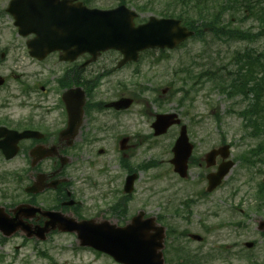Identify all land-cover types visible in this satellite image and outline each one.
Wrapping results in <instances>:
<instances>
[{
  "label": "flooded vegetation",
  "instance_id": "af4514ba",
  "mask_svg": "<svg viewBox=\"0 0 264 264\" xmlns=\"http://www.w3.org/2000/svg\"><path fill=\"white\" fill-rule=\"evenodd\" d=\"M11 1L0 0V130L33 134L20 140L19 152L10 160L0 150V162L9 164L12 172V197L21 190L24 198L20 202L74 218L86 202L85 195L92 204L91 218L128 224L139 212L125 210L123 187L115 190V204L106 205L103 211L96 203L100 183L81 187V176L92 165L89 158L97 143L127 137L126 115L132 110L115 103L128 96L127 69H139L135 62L122 64L124 56L114 50L94 58L84 53L74 60V47L49 50L47 43L59 39L54 36H45L39 51L33 52L31 43L36 36L19 33L7 13ZM80 1L112 9L123 0H23L26 10L47 12L46 18L56 8L74 10V2ZM134 9L142 19L141 6ZM83 96L82 122L74 136V97L78 102ZM152 115L148 110L146 117ZM5 138L0 136V141ZM196 166L206 167L204 157ZM215 169L205 172L200 182L205 191L202 196L189 197V191L177 211L143 213L144 218L166 227V264H264V180L226 182L208 193L207 173ZM34 183L41 190L26 193ZM190 198L203 201L204 211L192 210ZM39 220L44 224L46 218L41 215ZM207 231L215 233L213 248L208 245Z\"/></svg>",
  "mask_w": 264,
  "mask_h": 264
},
{
  "label": "rangeland",
  "instance_id": "374dc122",
  "mask_svg": "<svg viewBox=\"0 0 264 264\" xmlns=\"http://www.w3.org/2000/svg\"><path fill=\"white\" fill-rule=\"evenodd\" d=\"M233 25L247 28L248 22H241L234 18ZM187 44V48L173 51L169 55L164 54L163 61L158 64L152 74L137 76L136 79H139L140 83L143 82L148 87L159 89L157 91L159 96L161 89L166 87L168 83H176L177 89L181 87L179 81H176L173 77L172 69L177 67V64L187 56L190 50L195 57L202 54V59L195 58L196 61L200 62L197 69L199 71L207 68L214 69L227 64L236 49H243L247 46V43L244 42L217 46L211 41L200 43L194 40H190ZM253 46L258 50H263L264 38L253 43ZM155 56L161 58L160 52H157ZM148 95L150 94H146V97L150 99ZM182 97L181 91L177 90L169 98L167 95L157 103H153L152 110L159 112L174 110L179 112L189 127L190 137L197 143L199 142L198 151H201L199 154L204 149L209 150L212 145L217 144L221 139L220 137L239 139L240 132H244L242 119L237 115V112H229L232 108L238 110L237 99L227 98L223 93L211 88L209 84L202 87L197 93H193L192 98L184 104H181ZM143 98H145V95H143ZM141 107V105H136L133 111L135 112L136 109ZM217 115L221 117V123L217 122ZM137 118H140L142 123L138 122ZM126 119L128 131H136L137 133V130H140L145 135L151 134V126L147 123L150 122V119H147V117L143 116L141 118L133 113L128 114ZM178 133L179 128H173L167 135L158 137L156 140L153 139L154 146L150 144L148 139L140 148L139 160L148 159V157L154 155L158 158L160 164L149 171L141 172L133 197L131 207L133 210L159 211L162 209L160 203H164L165 198L169 197L170 193L177 191L178 197H183L189 191L201 189L191 181L197 180L198 173L202 171L201 169H192L191 180L188 182L192 184L191 187H188L185 183L174 188L171 187L173 173L169 169L170 147ZM109 146L112 148V140L109 142ZM110 161L111 163L114 162V157ZM262 168L264 169V166ZM239 171L240 168H237L236 173H239ZM255 171L256 169L252 170V172ZM100 176L103 178V175ZM240 179H244V177H240ZM5 187L7 188V185ZM203 207L204 204L200 201L194 209L195 211H203ZM164 211H166L165 207ZM1 235L0 233V264H116L105 254H98L94 250L80 246L75 234L60 233L44 241H37L36 239L25 241L22 233H17L7 240H3ZM207 237L208 245L215 243L214 232L207 233ZM42 252H46L47 255H43Z\"/></svg>",
  "mask_w": 264,
  "mask_h": 264
},
{
  "label": "water",
  "instance_id": "95a60500",
  "mask_svg": "<svg viewBox=\"0 0 264 264\" xmlns=\"http://www.w3.org/2000/svg\"><path fill=\"white\" fill-rule=\"evenodd\" d=\"M109 14L110 12L89 11L74 6V38L78 36L81 42L89 46L88 49H94L95 46L97 49L114 46L121 48L127 55H136L139 50L151 46H165L166 44L174 46L177 42L176 38L180 37V33L173 30L174 26L169 25L175 22L173 20L155 24L151 22L138 28H135L130 21L127 25H122L123 28L119 33L116 32L117 24L110 21ZM164 22H169V24ZM161 27L163 29L169 28V30H162ZM189 34L191 32L187 35ZM119 35V40L115 39ZM174 39L176 40L174 41ZM74 44H77L75 40ZM158 117L159 119L155 123L158 133L166 131L167 127L174 122V115H159ZM191 149L192 145L188 143L184 129L175 147L177 165L181 163V166L184 167ZM20 226L27 231L28 236L36 234L40 238H45V233L49 231L42 228L32 230L28 224L22 225L17 220H10L0 215V228L7 235L12 234ZM65 230H77L82 244L108 251L126 264H149L143 253L151 242L145 243L141 234H138L137 239H135L129 230L120 228H113L108 233L105 232L104 224L94 227L89 221L68 225ZM139 254H142V257ZM159 264H162V261Z\"/></svg>",
  "mask_w": 264,
  "mask_h": 264
},
{
  "label": "trees",
  "instance_id": "16d2710c",
  "mask_svg": "<svg viewBox=\"0 0 264 264\" xmlns=\"http://www.w3.org/2000/svg\"><path fill=\"white\" fill-rule=\"evenodd\" d=\"M193 4L198 12L197 18H191L190 26L198 29V37L204 36L208 30L214 35H225L226 40L239 36L255 40L259 33H244L232 26L231 18L240 13L243 14L242 20L250 18L264 27V0H194ZM228 14L230 19H226ZM233 60L236 67L229 69L227 76L221 75L220 81H217V70H207L197 77H192L191 72L184 80L207 76L228 96L243 95L248 99L247 106L239 113L246 119V128L251 132H264V53L247 50L236 54Z\"/></svg>",
  "mask_w": 264,
  "mask_h": 264
}]
</instances>
